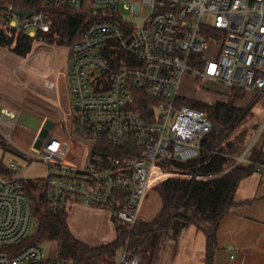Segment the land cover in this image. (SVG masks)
<instances>
[{
    "label": "built area",
    "instance_id": "1",
    "mask_svg": "<svg viewBox=\"0 0 264 264\" xmlns=\"http://www.w3.org/2000/svg\"><path fill=\"white\" fill-rule=\"evenodd\" d=\"M18 1L32 15L23 19L9 7L7 25L31 38L50 32L53 9L93 17L69 48L73 134L62 143L43 136L32 155L54 171L44 184L51 214L76 201L112 211L132 230L147 195L162 182L215 177L174 168L177 161H197L215 133L206 113L179 105L180 87L189 73L235 93L264 95V0ZM143 98L152 102L146 114L132 109ZM18 118L0 104V129L14 130ZM57 140L60 151L53 148ZM8 168L11 176L0 174V264H81L48 259L42 245L28 243L34 219L25 171L15 163ZM140 262L127 248L118 264Z\"/></svg>",
    "mask_w": 264,
    "mask_h": 264
},
{
    "label": "trees",
    "instance_id": "2",
    "mask_svg": "<svg viewBox=\"0 0 264 264\" xmlns=\"http://www.w3.org/2000/svg\"><path fill=\"white\" fill-rule=\"evenodd\" d=\"M9 7L15 11H24L32 7L18 0H0V47L8 48L16 56L23 58L31 54L33 45L38 40L71 47L80 39L86 23L93 18L90 11L86 10L53 9L50 11V32L38 33L35 38H31L20 28H11L7 25ZM139 95L143 97L142 94ZM184 104L206 113L215 127V133L204 141V150L197 161L186 164L177 161L174 168L182 172L199 170L201 174L212 175L214 178L206 181L170 178L162 182L155 188L162 203V211L155 220L151 223H138L131 230L115 218L117 241L102 247H89L76 240L70 233L66 211L58 215L49 212L44 185L26 181L25 193L37 226L34 237L28 243L55 244L60 257L81 264H116L120 250L124 251L127 248L130 250V247L136 249L152 231L163 225L168 227L173 221H179L186 227L194 225L204 230L207 237L205 264H212L216 249V229L222 218L235 205L234 195L240 181L254 174L257 165H264V152L253 147L248 157L250 163L240 162L231 171L223 174L236 163L232 156L239 153L238 141L243 138L240 135L245 134L235 136L238 141L232 140V137L247 115L245 110L236 107L233 101L215 105L189 103L185 100L179 102V105ZM150 105L152 102L143 98L137 100L132 109L140 114H146L150 112ZM0 145H3L1 135ZM112 153L120 156L116 150ZM0 174L11 176L12 172L8 166L0 162ZM202 225L210 230L203 229Z\"/></svg>",
    "mask_w": 264,
    "mask_h": 264
},
{
    "label": "crops",
    "instance_id": "3",
    "mask_svg": "<svg viewBox=\"0 0 264 264\" xmlns=\"http://www.w3.org/2000/svg\"><path fill=\"white\" fill-rule=\"evenodd\" d=\"M41 41L35 42V44H41L37 52L34 53L33 50L32 57L29 56L30 54L25 58L19 57L8 48L0 47V104L17 112L19 118L24 113L41 116L42 124L37 133L40 136L51 135V139L59 136L67 140L73 134V124L72 131L70 130L73 107L70 93V47ZM43 43L47 45V48H41L40 45ZM51 48L55 49L56 67L47 71L41 68L39 57H49L52 53ZM191 77L192 81L197 83L198 80ZM236 95L239 96L234 97ZM221 97L224 99L226 95ZM227 97L226 101L206 104L215 105L233 101L236 107L246 112L251 98H259L255 93H235L233 91ZM27 108L29 111L26 110ZM253 126L255 128H253V135H250V139L243 137L238 141L235 136L239 135L237 133L233 135L232 140L239 143V153L232 156L236 163L228 169L235 167L242 160L250 163L248 157L253 147L264 152V125ZM154 190L147 195L144 201L141 213L142 223L151 221L153 215H159L162 211L161 199L157 193H154ZM234 202L235 205L222 218L216 229V249L213 253L212 264H264V172H255L241 180L234 195ZM66 213L70 233L82 244L89 247H102L117 241L118 233L114 222L116 217L112 211L69 201ZM205 246L204 254L207 249V237ZM203 256V264H205V255Z\"/></svg>",
    "mask_w": 264,
    "mask_h": 264
},
{
    "label": "rangeland",
    "instance_id": "4",
    "mask_svg": "<svg viewBox=\"0 0 264 264\" xmlns=\"http://www.w3.org/2000/svg\"><path fill=\"white\" fill-rule=\"evenodd\" d=\"M140 20L141 18H138L136 19V22L139 23ZM41 42L47 43L45 40ZM39 44L41 43H34V53L40 49H38ZM40 46H42V49L47 48V45L44 43ZM33 50L29 55L30 57L33 55ZM51 50L52 53L49 57H39L41 68H45L47 71L56 67L55 49L51 48ZM63 51L66 52L65 50ZM231 94L232 90L229 86L210 81L202 83L197 81V83H195L192 81V77L189 73L184 76L180 87V96L186 98L184 100L189 101V103L206 104L226 101L228 100L227 96ZM222 95H226V97L223 99L221 97ZM245 96L246 94L244 97ZM234 97L232 99H234ZM195 100L203 101L205 103L197 102ZM234 101H236V99ZM29 108L26 110L29 111ZM246 113V117L235 130L234 134L237 133V135H240L241 133H244L245 135H240V137L250 139V135H253V128H255L253 125H264V95L260 96L258 99L251 98V101L246 108ZM41 124V116L33 113H24L18 118V125L14 130L11 131L10 129L2 127L0 129V135L3 138V145H0V162L8 167L15 163L25 171L26 181L34 182L43 186L47 178L54 171L44 159L32 157L34 151L38 149L41 144L40 142L43 140V136L37 134L40 130ZM70 130L72 131V123H70ZM8 135H10V138H8ZM56 138H59L62 143L63 138H60L59 136ZM53 148L58 151L61 150L58 140L56 144L53 145ZM33 160H35V162H33ZM154 193H157L156 189L154 190ZM153 216V219L151 221H146V223H151L158 215ZM202 228L207 231L210 230L205 225H202ZM36 229V223L33 221L29 231V236L31 238L34 237ZM205 243L206 233L204 230L198 229L194 225L186 227L179 221H173L168 227L163 225L161 228L152 231L140 242L138 248L134 249L130 247V251H134L135 254L141 258L140 264H203V255H205L204 248L206 247ZM42 246L46 251L48 259H54L59 256L55 244L48 243ZM122 254L123 251L120 250L118 252L116 264H118Z\"/></svg>",
    "mask_w": 264,
    "mask_h": 264
},
{
    "label": "water",
    "instance_id": "5",
    "mask_svg": "<svg viewBox=\"0 0 264 264\" xmlns=\"http://www.w3.org/2000/svg\"><path fill=\"white\" fill-rule=\"evenodd\" d=\"M15 14L23 19H27L32 15L30 11H15Z\"/></svg>",
    "mask_w": 264,
    "mask_h": 264
}]
</instances>
